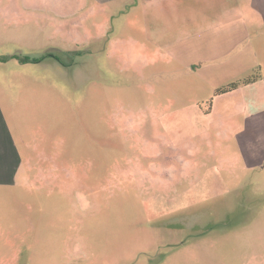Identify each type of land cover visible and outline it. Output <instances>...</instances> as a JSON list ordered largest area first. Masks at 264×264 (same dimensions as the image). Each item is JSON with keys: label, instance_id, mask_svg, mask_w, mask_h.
<instances>
[{"label": "rangeland", "instance_id": "1", "mask_svg": "<svg viewBox=\"0 0 264 264\" xmlns=\"http://www.w3.org/2000/svg\"><path fill=\"white\" fill-rule=\"evenodd\" d=\"M135 3L0 0V264H264V116L168 84Z\"/></svg>", "mask_w": 264, "mask_h": 264}, {"label": "crops", "instance_id": "2", "mask_svg": "<svg viewBox=\"0 0 264 264\" xmlns=\"http://www.w3.org/2000/svg\"><path fill=\"white\" fill-rule=\"evenodd\" d=\"M134 11L145 42L139 48L153 54L168 84L214 94L212 106L229 102L228 114L246 123L264 116V0H136ZM181 94L185 99V90Z\"/></svg>", "mask_w": 264, "mask_h": 264}, {"label": "trees", "instance_id": "3", "mask_svg": "<svg viewBox=\"0 0 264 264\" xmlns=\"http://www.w3.org/2000/svg\"><path fill=\"white\" fill-rule=\"evenodd\" d=\"M4 59H8V58L5 57ZM19 60H20V62H24V63H25V62H33V63L38 62V60H31V59H29V58H21V59H19ZM235 86H236V85L233 84V85H230V86H228V87H226V88L216 90V94L225 93V92H227V91H229V90L235 88ZM208 102H209V104H211V100H209Z\"/></svg>", "mask_w": 264, "mask_h": 264}]
</instances>
